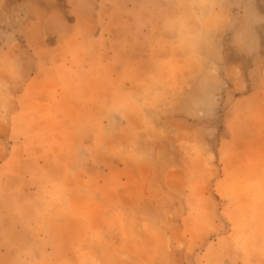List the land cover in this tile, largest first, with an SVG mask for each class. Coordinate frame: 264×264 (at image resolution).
I'll return each instance as SVG.
<instances>
[{
    "label": "rangeland",
    "instance_id": "1",
    "mask_svg": "<svg viewBox=\"0 0 264 264\" xmlns=\"http://www.w3.org/2000/svg\"><path fill=\"white\" fill-rule=\"evenodd\" d=\"M0 264H264V0H0Z\"/></svg>",
    "mask_w": 264,
    "mask_h": 264
},
{
    "label": "crops",
    "instance_id": "2",
    "mask_svg": "<svg viewBox=\"0 0 264 264\" xmlns=\"http://www.w3.org/2000/svg\"><path fill=\"white\" fill-rule=\"evenodd\" d=\"M54 99L53 96L48 95V100L52 101ZM96 103L91 104L95 111L91 112L92 115L95 116L96 119H104V115L108 116L109 113H114V111H120L121 109H129V106L131 105V100H128L126 104H121L119 99H116L114 101V98L111 99V103L107 102L103 104L102 100H98V98L95 99ZM91 108V106H90ZM105 109H108V112L105 113ZM50 137V135H48ZM52 137V136H51ZM54 139V136L52 137ZM138 139L134 140V150L131 151V167H127L128 170H133L134 168L139 169L142 171V168L146 167L145 165L141 164V161L145 159V156L142 151L138 150L140 147L139 144L137 143ZM160 158L165 159V162L162 163L160 166L161 170L165 172L167 177H173V176H178L176 173L168 172L167 170H174V167L171 165V163L175 160H172V156L168 151H162L159 152ZM125 168V166H124ZM155 172L160 173L159 167L153 168ZM138 172V170L136 171ZM133 175V173H132Z\"/></svg>",
    "mask_w": 264,
    "mask_h": 264
}]
</instances>
